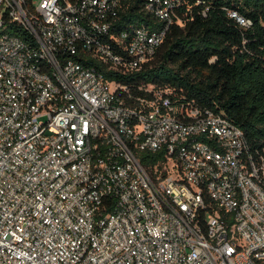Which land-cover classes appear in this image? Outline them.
Wrapping results in <instances>:
<instances>
[{"label": "built area", "instance_id": "obj_1", "mask_svg": "<svg viewBox=\"0 0 264 264\" xmlns=\"http://www.w3.org/2000/svg\"><path fill=\"white\" fill-rule=\"evenodd\" d=\"M135 1L0 0V264H264V156L244 130L82 61L155 55L183 0H140L155 28L118 22Z\"/></svg>", "mask_w": 264, "mask_h": 264}, {"label": "trees", "instance_id": "obj_2", "mask_svg": "<svg viewBox=\"0 0 264 264\" xmlns=\"http://www.w3.org/2000/svg\"><path fill=\"white\" fill-rule=\"evenodd\" d=\"M229 10L252 24L242 26ZM118 22L154 28L163 23L144 11L140 0L130 2ZM8 31L37 44L15 22ZM82 61L131 86L136 95L144 93L141 84L170 86L176 96L223 113L244 130L255 158L264 156V0H183L162 44L140 69L123 73L93 57ZM161 155L143 151L141 160L149 164Z\"/></svg>", "mask_w": 264, "mask_h": 264}]
</instances>
